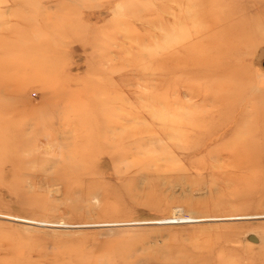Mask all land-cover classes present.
<instances>
[{"label": "rangeland", "instance_id": "1", "mask_svg": "<svg viewBox=\"0 0 264 264\" xmlns=\"http://www.w3.org/2000/svg\"><path fill=\"white\" fill-rule=\"evenodd\" d=\"M0 264H264V0H0Z\"/></svg>", "mask_w": 264, "mask_h": 264}, {"label": "bare ground", "instance_id": "2", "mask_svg": "<svg viewBox=\"0 0 264 264\" xmlns=\"http://www.w3.org/2000/svg\"><path fill=\"white\" fill-rule=\"evenodd\" d=\"M195 1H197L198 3H200V1H203V0H195Z\"/></svg>", "mask_w": 264, "mask_h": 264}]
</instances>
